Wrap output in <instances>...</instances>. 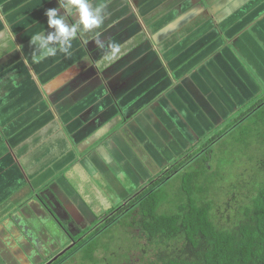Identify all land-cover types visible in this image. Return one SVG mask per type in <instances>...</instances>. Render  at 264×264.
Masks as SVG:
<instances>
[{"label": "crops", "instance_id": "0c3cea01", "mask_svg": "<svg viewBox=\"0 0 264 264\" xmlns=\"http://www.w3.org/2000/svg\"><path fill=\"white\" fill-rule=\"evenodd\" d=\"M106 3L34 62L56 0H0V264H34L56 218L95 226L264 102V0Z\"/></svg>", "mask_w": 264, "mask_h": 264}, {"label": "rangeland", "instance_id": "374dc122", "mask_svg": "<svg viewBox=\"0 0 264 264\" xmlns=\"http://www.w3.org/2000/svg\"><path fill=\"white\" fill-rule=\"evenodd\" d=\"M230 124L232 122L227 125ZM200 145L184 156L180 163L183 170L177 172L178 177L172 180L162 192L163 205L159 209V214L171 215L177 211L182 199L181 193L185 180L190 175L197 174L193 180H188L189 190L193 191L195 199L200 195L203 200L213 202L216 209L214 222L217 227L223 230H232L235 223L237 224V222H241L242 218H245L244 208L250 206V201L264 188V109L246 120L245 123L238 124L237 127L234 126L227 135H224L221 140L209 148V155H204L207 150ZM190 158H192L191 161L188 160ZM188 161L190 162L188 163ZM172 175L176 174H173L172 171ZM39 201H45V199ZM105 201H101V203L111 205L109 195ZM106 212L110 213V210L106 209ZM106 215L97 216L95 227L102 224L101 219ZM48 218L50 219V217ZM137 218L138 211L135 210L131 216L121 218L117 224L109 228L110 230L101 239L96 241L95 245H92L101 244L103 246L106 244L107 246L108 252L104 254L103 259L101 258L100 263L89 259L85 262L81 253L80 258L78 256L77 262L75 261L74 264H129L130 253L136 251L138 245V243H133L138 234ZM56 219H59V224L54 221L55 223L45 226L46 232L50 234L43 236L46 247L41 246L42 253L35 249V255L30 258L31 263L43 264L47 261L45 260L47 258H43L46 253V255L49 254V259L54 256L56 252L53 253L49 247L55 245L58 237L63 240L58 244L65 247L71 242L68 237L69 233L74 239H77L87 234L84 232L85 229L91 228L89 224L81 225L73 214L66 218L60 216ZM95 227L91 230H95ZM70 229L79 233L72 232ZM57 230H59L58 234H56ZM47 240H49L48 243ZM146 241V239L139 240L142 245L148 246ZM88 247L85 246L86 249ZM86 252L91 254L92 251L89 248ZM95 256L97 257V255Z\"/></svg>", "mask_w": 264, "mask_h": 264}, {"label": "trees", "instance_id": "16d2710c", "mask_svg": "<svg viewBox=\"0 0 264 264\" xmlns=\"http://www.w3.org/2000/svg\"><path fill=\"white\" fill-rule=\"evenodd\" d=\"M263 109L264 102L258 103L243 117L242 122L245 123ZM218 140H213L209 145ZM209 153L210 150L204 155ZM180 166L173 170L175 176L171 171L133 194L127 201L128 205L120 208L113 218L101 226L102 231H109L121 218L138 211V234L133 241L138 245L136 251L130 253L129 264H264V188L254 199H250L251 205L244 208L245 218L235 223L229 231L215 224L213 202L203 200L200 195L195 199L193 191L189 190L188 180H193L197 174L185 180L177 211L171 215L159 214L163 205L161 194L178 177L177 172L183 170ZM98 234H94L92 240ZM88 239L85 244L89 243ZM141 239H146L148 246L142 245L139 242ZM98 247L91 246L92 252L87 255L89 260L94 262L93 251ZM102 247L105 248L102 252L107 253L106 244Z\"/></svg>", "mask_w": 264, "mask_h": 264}, {"label": "clouds", "instance_id": "9594fccd", "mask_svg": "<svg viewBox=\"0 0 264 264\" xmlns=\"http://www.w3.org/2000/svg\"><path fill=\"white\" fill-rule=\"evenodd\" d=\"M56 2V7L49 8L44 13L48 29L51 31L33 35L29 41L30 46L33 47L39 44L40 50L36 51L34 48L32 55L34 62L55 56L58 51L70 55L71 41L76 37L78 30L99 29L106 18V0H99L96 7L92 6V0H56ZM69 17L77 19L73 23H68ZM100 45L103 46L102 41ZM109 48L112 55L119 52V45L116 43L110 44Z\"/></svg>", "mask_w": 264, "mask_h": 264}, {"label": "flooded vegetation", "instance_id": "af4514ba", "mask_svg": "<svg viewBox=\"0 0 264 264\" xmlns=\"http://www.w3.org/2000/svg\"><path fill=\"white\" fill-rule=\"evenodd\" d=\"M128 205V203H126ZM126 205V206H127ZM124 205H121L120 207H118L117 209H114L112 211H110V213H107V215L105 217H103L101 219L102 221V224L99 225L98 227H95V226H90L91 228L90 229H85L84 232H87V234H84L80 237H78L77 239H74L70 233L68 234V237L69 239L71 240L70 244L68 246H60L58 243H55L54 246L52 247H49V249L53 250V253L56 252V254L54 256H52L50 259H49V254L46 255L43 257V258H47L45 260H47L46 262H44L43 264H74V262L76 261L77 262V258L79 256L80 258V254L82 253L83 256H82V259L86 262L89 257H87V255L89 254V252L87 253L86 250L87 249H91V246L93 244H95V238L97 240L101 239L103 237V235L107 232V230H101V226L106 224L108 220H110L111 218L114 217V215L116 213H118L120 211V208H122ZM93 227H95V230H91ZM72 230V232H75V233H79V232H76L75 230L73 229H70ZM101 231V232H99ZM99 233L98 236H96L93 240V236L94 234L96 235V233ZM90 238V241L89 243L85 244V241L87 242ZM81 244V245H80ZM87 245V247L90 245V247H88L87 249L85 248V246ZM99 249L94 251L93 255V260L94 262H98L100 263L101 260L103 259V256L105 253H103V249H105L104 247L101 246V244L99 245L98 247ZM37 250L40 251L39 248H36ZM76 249V251H75ZM86 249V250H85ZM41 252V251H40ZM46 252V251H45ZM42 253V252H41ZM87 253V254H86ZM97 255V257L95 256ZM89 256V255H88ZM99 256V257H98ZM56 257V258H55ZM102 258V259H101ZM13 260H11L10 264H18L19 262H12ZM75 262V263H76Z\"/></svg>", "mask_w": 264, "mask_h": 264}]
</instances>
